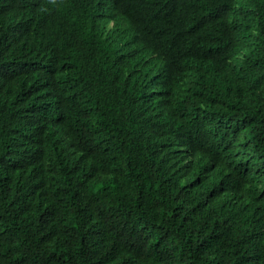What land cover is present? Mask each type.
<instances>
[{"label":"trees","instance_id":"16d2710c","mask_svg":"<svg viewBox=\"0 0 264 264\" xmlns=\"http://www.w3.org/2000/svg\"><path fill=\"white\" fill-rule=\"evenodd\" d=\"M0 264H264V0H0Z\"/></svg>","mask_w":264,"mask_h":264},{"label":"bare ground","instance_id":"6f19581e","mask_svg":"<svg viewBox=\"0 0 264 264\" xmlns=\"http://www.w3.org/2000/svg\"><path fill=\"white\" fill-rule=\"evenodd\" d=\"M166 13V12H165ZM175 19V18H174ZM148 20V19H147ZM151 21V20H150ZM149 22V21H148ZM153 21H151V23H152ZM153 44V43H152ZM151 45V44H150ZM56 113V112H55Z\"/></svg>","mask_w":264,"mask_h":264}]
</instances>
